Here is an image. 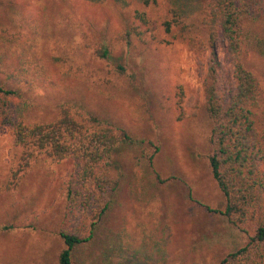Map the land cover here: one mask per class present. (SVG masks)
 I'll return each instance as SVG.
<instances>
[{
    "label": "rangeland",
    "instance_id": "obj_1",
    "mask_svg": "<svg viewBox=\"0 0 264 264\" xmlns=\"http://www.w3.org/2000/svg\"><path fill=\"white\" fill-rule=\"evenodd\" d=\"M206 1L0 0V84L17 90L0 124V264H59L62 231L92 234L72 264H264V250L232 261L252 230L227 222L210 172L203 77L188 46L206 39ZM131 29L140 34L130 33L131 46L116 40ZM224 45L216 43L221 57ZM101 46L106 59L95 52ZM246 62L264 88V60ZM63 105L117 147L104 211L105 201L84 204V188L67 199L71 160L39 156L13 179L24 151L13 124L48 122ZM116 129L157 149L160 180L139 162L137 144L119 146Z\"/></svg>",
    "mask_w": 264,
    "mask_h": 264
},
{
    "label": "trees",
    "instance_id": "obj_2",
    "mask_svg": "<svg viewBox=\"0 0 264 264\" xmlns=\"http://www.w3.org/2000/svg\"><path fill=\"white\" fill-rule=\"evenodd\" d=\"M136 15L141 22L148 23L144 15ZM263 15L264 0H207L201 19L206 39L188 41L189 49L197 51L199 74L203 77V109L211 123L207 138L210 172L225 198L223 215L240 232L249 234L252 230L247 245L231 254L233 262L240 254L264 250V88L246 62L249 54L264 60V27L258 25ZM165 26L167 31L169 24ZM132 32L140 35L131 29L116 40L131 46ZM220 39L225 40L222 57L216 48ZM95 52L104 59L109 55L104 46ZM15 95L17 90L0 84V124L7 118ZM116 131L119 146L137 144L139 162L154 180H160L154 164L157 149L151 151L124 130ZM13 137L14 144L24 150L13 179L39 156L54 162L71 160L77 172L76 181L67 187L69 202H75L79 188H84V204L91 199L105 201L102 210L107 209L106 200L116 186L111 174L118 155L107 134L89 130L69 106L63 105L48 122H15ZM10 184L6 189L11 188ZM59 235L65 245L58 257L59 264H72L74 251L92 237L91 233L81 237L65 231Z\"/></svg>",
    "mask_w": 264,
    "mask_h": 264
}]
</instances>
